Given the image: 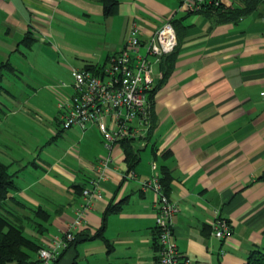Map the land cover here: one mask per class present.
Here are the masks:
<instances>
[{"label":"crops","instance_id":"crops-1","mask_svg":"<svg viewBox=\"0 0 264 264\" xmlns=\"http://www.w3.org/2000/svg\"><path fill=\"white\" fill-rule=\"evenodd\" d=\"M173 18L187 26L166 77L165 55L154 64L152 126L146 142L137 143L139 160L130 168L121 144L107 147L95 124H63L58 94L72 93L73 67L100 68L122 50L133 24L145 44ZM0 63L9 64L1 68L2 112L44 105L32 104L31 94L13 88L11 79L23 80L29 70L49 79L71 76L70 82L45 86L57 111L43 136L19 143L13 132L23 122H12L6 132L0 122V160L17 185L0 208L41 246L68 229L76 236L46 264H156V194L142 180L161 176L164 168L170 172L168 196L179 204L173 223L181 257L245 264L253 249H264V3L236 21L214 23L181 0H118L111 14L104 13L102 0H0ZM109 153L101 197L74 224L84 200L75 184L91 185L100 156ZM129 169L133 176H126ZM116 203L118 209L107 211ZM38 207L49 212L47 219L35 213ZM218 217L231 223L223 239L211 228ZM37 221L46 226L42 232ZM37 257L33 251L31 259Z\"/></svg>","mask_w":264,"mask_h":264},{"label":"built area","instance_id":"built-area-1","mask_svg":"<svg viewBox=\"0 0 264 264\" xmlns=\"http://www.w3.org/2000/svg\"><path fill=\"white\" fill-rule=\"evenodd\" d=\"M239 0H181V6L191 12H200L211 6L236 5ZM178 43V35L171 19L159 26L148 41L143 44L140 29L133 24L122 50L109 56L100 68L73 67V91L67 95L58 94L59 117L66 127L79 126L86 129L95 124L103 135L107 147L122 139H133L141 144L146 142L152 126L149 92L154 85V64L164 55L172 52ZM142 45L145 50H141ZM64 83V82H63ZM264 98V89L261 91ZM112 160L111 153L101 155L96 176L91 185L84 186L81 193L83 202L77 209L74 224H80L90 204L101 197L100 181L107 175L106 169ZM156 167L155 163L153 164ZM133 176L130 170L126 176ZM143 187L155 190L157 210L158 257L156 264H201L191 257H181L174 239L173 217L179 210L177 201L172 200L163 190L158 172L142 180ZM212 232L225 238L231 231V223L226 218L211 221ZM75 233L68 229L62 236L55 237L48 246L38 248L36 260L25 264H46L56 258L61 250L73 239Z\"/></svg>","mask_w":264,"mask_h":264},{"label":"trees","instance_id":"trees-1","mask_svg":"<svg viewBox=\"0 0 264 264\" xmlns=\"http://www.w3.org/2000/svg\"><path fill=\"white\" fill-rule=\"evenodd\" d=\"M105 14H111L116 11L118 0H102ZM264 3V0H239L236 5H229V7L211 6L210 8L203 9L200 12L204 13L214 23L236 21L240 17L250 13L258 7L259 4ZM176 28L178 35V43L181 30L186 28V24L182 23L180 18L171 19ZM27 37H31L29 32ZM177 43V45H178ZM177 46L175 49L166 54L163 59L164 77L173 68V61L176 54ZM8 63H0V92L3 90L1 83L2 71L1 68ZM85 67L95 69L96 64H86ZM156 86L152 87L149 92V98H154ZM120 144L125 152V159L130 168L139 160L138 149L133 139H122ZM170 172L168 169H163V174L160 176L163 190L168 195ZM79 191H82L83 184H75ZM14 173L9 171V164L0 160V204L8 197L9 191L16 188ZM120 207L119 203L110 204L107 211H113ZM35 213L43 219H47L49 212L42 207L35 209ZM39 231H43L46 226L44 222L37 221ZM102 228V227H101ZM99 234L102 235L101 231ZM75 238L71 241L73 242ZM157 242V241H156ZM41 247L40 242L26 234L24 225L17 223L0 208V262L3 264H25L32 261L31 256L33 251H37ZM245 264H264V249H253L245 262Z\"/></svg>","mask_w":264,"mask_h":264},{"label":"rangeland","instance_id":"rangeland-1","mask_svg":"<svg viewBox=\"0 0 264 264\" xmlns=\"http://www.w3.org/2000/svg\"><path fill=\"white\" fill-rule=\"evenodd\" d=\"M53 77V76H51ZM71 76L70 75H60L59 76H54L53 78H48L46 76L39 75L35 73L32 70H29L27 73V76L23 77V80L17 79V81H14L11 79L12 83L11 86L13 88H24L28 94H31V102L34 104L37 100H40L44 105H42V109H39L38 111L35 110L36 108H32L30 111H26L23 113V111H16L17 113H12L8 109L5 112L0 111V122L4 128L3 132L8 131L10 129L9 127L11 126L12 122H23V125L20 124L16 125L15 131L13 132L15 136H18L16 141L19 143L22 142V140H27L30 138V140L33 142L35 139L38 137H41L44 135L45 130L44 126L45 123L47 122H56V119L54 117L57 108H56V103L54 102V109L50 107V104L47 101V98L45 96L46 93V85L48 86V82L51 81H57L59 84L62 81L70 82ZM5 83H9L8 81L4 80ZM16 83V84H15ZM41 88L43 91H40L39 94H33L36 89ZM64 89V88H63ZM66 90V89H64ZM29 95H24L21 97H28ZM19 98V95H18ZM7 114V118L4 117V114ZM27 124H26V123ZM18 124V123H17ZM25 128L26 131H20ZM20 134V135H19ZM12 147H15L16 149L18 148V143L17 142H12L11 144ZM0 264H3L0 262Z\"/></svg>","mask_w":264,"mask_h":264}]
</instances>
